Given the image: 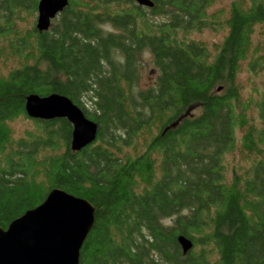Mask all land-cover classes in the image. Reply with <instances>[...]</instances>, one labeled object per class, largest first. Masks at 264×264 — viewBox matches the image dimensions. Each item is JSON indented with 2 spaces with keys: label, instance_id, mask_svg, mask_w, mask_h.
Listing matches in <instances>:
<instances>
[{
  "label": "trees",
  "instance_id": "trees-1",
  "mask_svg": "<svg viewBox=\"0 0 264 264\" xmlns=\"http://www.w3.org/2000/svg\"><path fill=\"white\" fill-rule=\"evenodd\" d=\"M38 1L0 0V227L58 187L95 207L79 264H264V0H69L43 32ZM33 93L71 98L96 141L73 151Z\"/></svg>",
  "mask_w": 264,
  "mask_h": 264
},
{
  "label": "water",
  "instance_id": "water-1",
  "mask_svg": "<svg viewBox=\"0 0 264 264\" xmlns=\"http://www.w3.org/2000/svg\"><path fill=\"white\" fill-rule=\"evenodd\" d=\"M133 1L141 6H154L152 0ZM68 3L69 0H40L36 29L48 31L52 20ZM25 110L35 119L67 118L73 126L71 149L75 152L97 139L98 123L66 95L30 94ZM180 120L168 128L175 127ZM94 222L95 207L90 201L54 188L41 204L11 221L6 229L0 227V264H79L81 248ZM178 242L184 253L193 247V241L185 235L178 236Z\"/></svg>",
  "mask_w": 264,
  "mask_h": 264
},
{
  "label": "rangeland",
  "instance_id": "rangeland-1",
  "mask_svg": "<svg viewBox=\"0 0 264 264\" xmlns=\"http://www.w3.org/2000/svg\"><path fill=\"white\" fill-rule=\"evenodd\" d=\"M222 1H224V2L222 3ZM229 1L230 0H219L218 1V5H222V4L228 3ZM28 21H30V20H28ZM220 37H221L220 34L213 33L211 31H205L202 34H199V35L195 36V38L203 40V41H206L208 43H212V42L218 41ZM139 67H141V73H140L139 81H138L137 85L135 86V89H134L135 91H137L139 89H145L148 86L152 85L154 83L155 79H156V76H157V71H156L155 66L153 64V59H152V57L150 56V54L148 52H144L142 54V56L140 58ZM5 70H6L5 67H0V71L1 72H4ZM243 76H244V79H245V78L249 77L250 75L245 73ZM255 81L260 84V79H257ZM248 85H250V84L248 83L247 86ZM88 107H90V106L88 105ZM89 109L92 110L91 108H89ZM197 112H199V111H197ZM253 118L255 120H258V115H254ZM25 125H26L25 121H19V123L15 126V128L16 129H21V127L22 126L24 127Z\"/></svg>",
  "mask_w": 264,
  "mask_h": 264
},
{
  "label": "bare ground",
  "instance_id": "bare-ground-1",
  "mask_svg": "<svg viewBox=\"0 0 264 264\" xmlns=\"http://www.w3.org/2000/svg\"><path fill=\"white\" fill-rule=\"evenodd\" d=\"M39 1H40V0H39ZM39 1H38V4H39ZM38 4H37V6H38ZM68 4H69V3H68ZM66 7H67V6H66ZM66 7H65V8H66ZM148 7H149V6H148ZM52 21H53V20H52ZM33 94H37V93H33ZM39 95H40V94H39ZM67 97H68V96H67Z\"/></svg>",
  "mask_w": 264,
  "mask_h": 264
},
{
  "label": "flooded vegetation",
  "instance_id": "flooded-vegetation-1",
  "mask_svg": "<svg viewBox=\"0 0 264 264\" xmlns=\"http://www.w3.org/2000/svg\"><path fill=\"white\" fill-rule=\"evenodd\" d=\"M53 24V23H52ZM150 54V53H149ZM150 56L152 57V59H153V56L150 54ZM139 61V60H138Z\"/></svg>",
  "mask_w": 264,
  "mask_h": 264
}]
</instances>
